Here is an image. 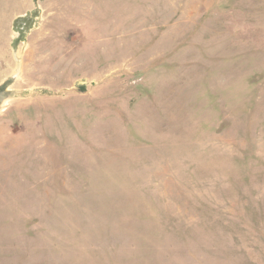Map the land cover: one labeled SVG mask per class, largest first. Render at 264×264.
<instances>
[{
  "label": "rangeland",
  "instance_id": "1",
  "mask_svg": "<svg viewBox=\"0 0 264 264\" xmlns=\"http://www.w3.org/2000/svg\"><path fill=\"white\" fill-rule=\"evenodd\" d=\"M0 264H264V0H0Z\"/></svg>",
  "mask_w": 264,
  "mask_h": 264
},
{
  "label": "water",
  "instance_id": "2",
  "mask_svg": "<svg viewBox=\"0 0 264 264\" xmlns=\"http://www.w3.org/2000/svg\"><path fill=\"white\" fill-rule=\"evenodd\" d=\"M0 100H3V99L1 98V96H0Z\"/></svg>",
  "mask_w": 264,
  "mask_h": 264
}]
</instances>
